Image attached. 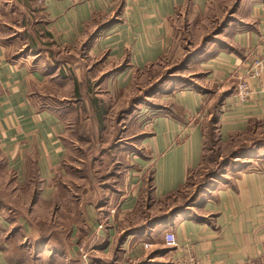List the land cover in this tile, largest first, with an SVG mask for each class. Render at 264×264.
Here are the masks:
<instances>
[{
	"label": "crops",
	"instance_id": "crops-1",
	"mask_svg": "<svg viewBox=\"0 0 264 264\" xmlns=\"http://www.w3.org/2000/svg\"><path fill=\"white\" fill-rule=\"evenodd\" d=\"M210 1L0 0V264H130L156 248L152 232L160 228L162 237L167 231L176 236L171 264L264 260L259 155L212 183L193 209L140 233L129 231L199 165L204 123L214 111L223 141L255 122L264 124L257 81L250 80L252 96L238 101L232 76L251 54L264 53V0H236L218 36H202L186 65L196 81L165 85L158 95L166 106L152 112L153 128L139 118L125 122L129 106L116 119L117 135L127 140L111 151L119 166L111 183H99L101 195L84 173L74 180L75 189L57 178L67 154L69 116L80 111L106 137L112 110L129 104L132 89L147 86L148 70L182 33L176 23L200 30L197 18ZM89 98L104 105L101 125Z\"/></svg>",
	"mask_w": 264,
	"mask_h": 264
},
{
	"label": "rangeland",
	"instance_id": "rangeland-1",
	"mask_svg": "<svg viewBox=\"0 0 264 264\" xmlns=\"http://www.w3.org/2000/svg\"><path fill=\"white\" fill-rule=\"evenodd\" d=\"M236 0H211L206 11L205 16L202 18H197V23L200 26H195V28L200 29L198 31H193L188 29V26L183 25L182 20L178 21L176 25L181 29L182 33L179 35L177 41L172 42V44L167 49L163 57L157 62V65L150 68L146 74L147 86L142 90L131 91V96L129 97V104L121 108H115L112 110L110 115L111 127L106 133V137L100 135L98 131L94 129L91 121H83L81 119V112L78 111V115L74 114L69 116L70 124L67 132V154L64 160L62 173L57 176L59 180H64L68 184H72L73 189L77 188L76 183H74L77 177H80L84 173V177L89 181L90 186L103 189L100 187V182L111 183L112 179L111 172L113 167H118L119 164L115 163L114 157L111 155L113 147L110 148L108 154H104L103 151L112 146V142H118L119 127L115 125V121L119 115L123 114L127 107L132 105L131 115L128 118H124L129 123L130 121H135V118L144 123L145 127L153 128L154 118L152 112L154 110H161L166 106V101L159 97V92H151V88L154 86H160L162 81H167L175 84V80L195 82V76L193 75V70L188 69L186 65L182 62L185 58H188L193 51V48L204 43L202 41L204 34L206 39L213 40L218 36L217 30L220 28V24L226 19L229 14L230 9L234 6ZM175 27V26H174ZM193 29V28H192ZM194 32H201L200 34H194ZM215 32V33H214ZM202 38V39H201ZM143 85V77L141 80ZM139 106V107H137ZM209 110L212 111V105L209 106ZM118 115V116H117ZM112 117V118H111ZM206 136H205V149L203 152V159L200 161L199 165L191 171L187 182L181 187L179 192H176L167 199L155 203L154 213H146L143 222L147 221L149 218L154 216V214H160L162 212L168 217V219L175 217V206L182 208L181 211H188L193 209L195 205L194 202L200 196L205 197L207 195V189L211 188L212 182L218 183L223 181L226 174L233 169V166H241L246 160L255 158L259 155L260 158L264 157V124H256L253 126L252 131H244L239 133L238 136L230 140H221L218 137V133L211 129V125L206 119ZM253 125V124H252ZM95 132V133H94ZM126 142L127 138L124 137ZM252 150L245 149L242 153V147H250ZM241 147V148H240ZM241 150H238V149ZM234 155V157H233ZM239 157H235L238 156ZM103 161L93 164V160L101 159ZM83 160V161H82ZM114 162V163H113ZM236 164L233 165L232 163ZM215 176L216 179L211 177ZM84 179V178H83ZM110 180V181H109ZM216 181V182H215ZM67 184V185H68ZM199 193V194H197ZM201 198V200L203 199ZM196 204V203H195ZM159 210L157 213L156 211ZM166 221V220H165ZM159 221L154 224H161ZM161 229V228H160ZM160 229H155L151 232L158 236V243L154 249L153 245L150 249L140 255L134 256L135 259L131 261L130 264H171V258L175 252V246L169 245L165 242L162 237V232ZM160 230V232H159ZM120 244L115 246L113 251L115 254H120ZM116 257L110 259L115 260ZM119 259V257H118Z\"/></svg>",
	"mask_w": 264,
	"mask_h": 264
},
{
	"label": "built area",
	"instance_id": "built-area-1",
	"mask_svg": "<svg viewBox=\"0 0 264 264\" xmlns=\"http://www.w3.org/2000/svg\"><path fill=\"white\" fill-rule=\"evenodd\" d=\"M239 71L235 70L232 73L233 77L238 79L236 87L234 89V96L238 101H245L249 99L256 89L250 84V80L255 79L257 81V89L264 92V53L262 55H250L244 61V67ZM102 227V222L97 225V228ZM163 238L169 245L177 246L176 236L172 231L164 233ZM150 243H144V248H148ZM83 257L86 256V252L79 249ZM235 264H264V260L258 261L255 258H247L235 262Z\"/></svg>",
	"mask_w": 264,
	"mask_h": 264
},
{
	"label": "trees",
	"instance_id": "trees-1",
	"mask_svg": "<svg viewBox=\"0 0 264 264\" xmlns=\"http://www.w3.org/2000/svg\"><path fill=\"white\" fill-rule=\"evenodd\" d=\"M190 56L191 55H189V57L188 58H185V60L182 62L184 65H186L187 64V61H188V59L190 58ZM167 81H162V83H161V85L158 87V86H154V87H152L151 89V92H157V91H160V90H163L164 89V87H165V85L167 84L166 83ZM179 84H183V85H192V83L194 84V82H186V81H179L178 82ZM88 91H90V89H88ZM76 95V94H75ZM90 99V104H91V108L93 107V109H94V112L96 113V117H97V123H98V125H101L103 122H102V120L100 119V117H101V114H102V111H103V108H104V105H98V104H94L93 103V100L91 99V98H89ZM218 105V104H217ZM129 109H130V111H131V109H132V105L129 107ZM212 111H213V107H212ZM84 113H87V112H84ZM89 113V112H88ZM127 112H124L123 114H121V115H119L118 116V120H120V119H122L123 117H124V115H127L126 114ZM208 121H209V123H210V125H211V129H213L214 131H218V119H217V114H216V112L214 111L211 115H210V117L208 118ZM206 123V122H205ZM204 123V136H203V147H202V154H201V160L203 159V152H204V149H205V136H206V127H207V125ZM256 124H259V123H257V122H255L253 125L251 124L250 126H249V128H248V130H247V132L248 131H252V128H253V126H256ZM262 125V124H261ZM218 133V132H217ZM218 135V134H217ZM235 136H238V135H234V136H232L231 138H229L228 140H230V139H232V138H234ZM118 137H119V139H118V142H120L121 140H122V137H121V134L119 133L118 134ZM218 137H219V135H218ZM227 140V141H228ZM116 146H118V143L117 142H115V143H113L112 142V146H110L108 149H105L103 152H107V151H109V149L111 148V147H116ZM263 148H264V146H262ZM241 148V147H240ZM238 149V150H241V151H238L239 153H242L245 149H247L248 151L249 150H252L253 149V147L252 146H250V147H245V148H241V149ZM233 157H234V155H233ZM235 157H239V155L238 156H235ZM200 160V161H201ZM233 165H235L236 163L235 162H233L232 163ZM234 167V166H233ZM116 168L117 167H113V169H112V172H111V176L112 175H114L115 173H116ZM191 171H193V170H189V172H188V174H187V179H188V177H189V174L191 173ZM212 179H216L215 178V176H212L211 177ZM187 179H186V181H185V183L187 182ZM216 182V181H215ZM212 183H214V182H212ZM212 183H210V184H212ZM104 187H106L107 186V184L106 185H103ZM110 187H112V186H110ZM181 189V188H180ZM180 189L179 190H177L176 192H179L180 191ZM197 194H199V193H197ZM170 196H172V194H169L167 197H165L164 199H167V198H169ZM164 199H162V200H164ZM162 200H160V201H162ZM196 202H194L193 203V205H196L195 204ZM183 208V207H182ZM182 208H179V207H176L175 206V214H177V213H179V212H181V210H182ZM167 215V214H166ZM165 215V213L164 212H162V213H160V214H154V216H152L151 218H149L147 221H145V222H143L141 225H138V226H135L134 228H132L131 230H129V231H131L130 233H140V232H142L144 229H147L146 227H151L152 225H154V223L155 222H159V221H165V220H167L168 219V217ZM143 218L142 219H145L147 216H142ZM122 236H125V234L124 235H122Z\"/></svg>",
	"mask_w": 264,
	"mask_h": 264
}]
</instances>
